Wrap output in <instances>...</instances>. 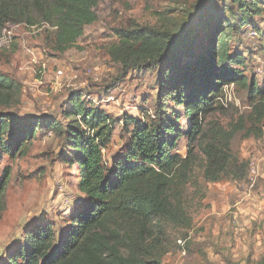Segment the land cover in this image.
I'll return each mask as SVG.
<instances>
[{"label": "rangeland", "instance_id": "rangeland-1", "mask_svg": "<svg viewBox=\"0 0 264 264\" xmlns=\"http://www.w3.org/2000/svg\"><path fill=\"white\" fill-rule=\"evenodd\" d=\"M247 1L259 9L253 24L243 22L239 0H100L96 7L99 19L86 26L76 46L65 53L54 49L50 37L54 28L50 25L8 23L0 32V75L20 83L23 90L20 102L0 108V114H13L15 119L63 120L70 99L80 95L88 106L115 120L112 140L103 152L112 175L113 161L130 144L126 118L155 114L164 98L163 77L169 74L165 63L141 62V56L129 65L114 61L109 50L119 42L117 29L160 28L163 17L179 21L183 11L190 10L195 42L187 55L181 56L183 65L212 50L209 28L220 21L223 12L232 19V10L237 21L227 38L230 53L244 55L245 75L264 87V0ZM135 48L144 49L141 43ZM179 70L182 68L170 75L175 77ZM169 103L182 116V127L187 131L189 120L183 116V107L173 100ZM251 111L246 90L231 84L224 88L204 125L206 130L217 124L229 130L240 115ZM252 127L253 120L248 119L245 130L233 136L230 152L234 166L219 180L205 177L206 156L199 141L191 143L196 160L184 200L192 223L165 226L161 237L163 264H264V118L261 137ZM199 140L207 142L208 137L203 135ZM189 144V139L182 137L177 152L187 155ZM66 157L65 140L38 131L25 155H7L0 160V180L6 169H11L5 208L0 214V261L7 260L10 249L36 222H50L60 235L66 226L65 216L84 203L76 168L65 162ZM251 161L256 162L258 173L254 186L249 181Z\"/></svg>", "mask_w": 264, "mask_h": 264}, {"label": "trees", "instance_id": "trees-1", "mask_svg": "<svg viewBox=\"0 0 264 264\" xmlns=\"http://www.w3.org/2000/svg\"><path fill=\"white\" fill-rule=\"evenodd\" d=\"M99 2L0 0V32L8 23L47 24L54 28L50 36L54 49L65 53L76 46L85 27L99 19ZM239 2L243 22L253 24L259 10L256 4ZM229 12L232 19L223 12L220 21L209 28L212 50L183 65L181 56L187 55L195 42L190 10L183 11L179 21L163 17L164 26L160 28L117 29L119 42L109 50L114 61L129 65L141 56V62L165 63L169 74L163 77L164 98L155 114L126 118L130 144L113 161L112 175L103 152L112 140L115 120L88 106L80 95L70 99L63 120L15 119L13 114H0V160L7 155H25L38 131L54 134L66 141L69 157L65 162L76 168L78 188L85 195L84 203L65 216L66 226L60 235L50 222H36L0 264H163L161 237L165 226L192 223L184 200L196 160L191 143L200 142L207 159L204 175L215 181L232 172L231 140L245 130L248 119L253 120L254 134L263 135L260 124L264 118V87L256 78L245 75L244 55L230 53L227 38L237 18L232 10ZM138 43L142 51L135 48ZM179 68L182 70L172 77L171 72ZM231 84L246 90L252 111L240 115L229 130L220 124L206 130V118L219 103L224 88ZM22 90L20 83L0 75V108L19 103ZM172 100L183 107V116L189 120L187 131L182 127V116L169 103ZM203 135L208 137L207 142L199 140ZM184 136L190 142L185 156L177 152ZM10 178L8 168L0 180V214Z\"/></svg>", "mask_w": 264, "mask_h": 264}, {"label": "built area", "instance_id": "built-area-1", "mask_svg": "<svg viewBox=\"0 0 264 264\" xmlns=\"http://www.w3.org/2000/svg\"><path fill=\"white\" fill-rule=\"evenodd\" d=\"M62 72L59 71V74H61ZM249 167L251 168V171L249 173V181L251 182V186H254L256 183V178H257V165L255 161H251L249 164ZM179 243L182 244L183 241L179 240Z\"/></svg>", "mask_w": 264, "mask_h": 264}]
</instances>
